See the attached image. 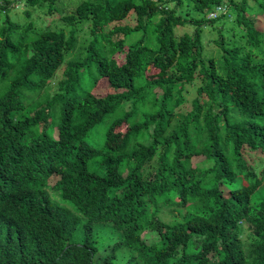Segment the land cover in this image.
Segmentation results:
<instances>
[{
  "label": "trees",
  "instance_id": "trees-1",
  "mask_svg": "<svg viewBox=\"0 0 264 264\" xmlns=\"http://www.w3.org/2000/svg\"><path fill=\"white\" fill-rule=\"evenodd\" d=\"M58 1L0 0V264H264V0Z\"/></svg>",
  "mask_w": 264,
  "mask_h": 264
},
{
  "label": "rangeland",
  "instance_id": "rangeland-1",
  "mask_svg": "<svg viewBox=\"0 0 264 264\" xmlns=\"http://www.w3.org/2000/svg\"><path fill=\"white\" fill-rule=\"evenodd\" d=\"M80 0H59L57 5L59 6L60 9L64 10L65 13H69L72 11L73 7H75V5L79 2ZM27 7L23 4V3H18V5L15 6V10H16V15H13V18L15 20H18L19 22H22V13L21 10L26 9ZM211 13V11H203V12H198L195 11L193 14H195L196 16H203L206 15L208 16ZM218 13V12H217ZM216 13V14H217ZM212 17H214L215 15H213V13L211 14ZM32 20L36 21V24L40 25V22H43L44 24L50 23L51 25H62L60 19H58V13H53L49 16H46V14H44V12L42 11H38V10H33L32 11ZM231 24L232 22L230 21H225L224 23H220V21H217L214 23V26L219 27L222 26L223 30L224 29H229L231 28ZM191 27L187 26V30H190ZM183 30V28H179L178 29V33L181 32ZM238 32V30H237ZM218 36L217 32L215 30H209V28H205L202 32V42L204 44V48H205V53L209 56H214L216 58H218V51L216 50V47L214 45V43L212 42V40L214 38H216ZM244 40V36H241L240 41L242 42ZM74 55L70 57V59H73ZM60 73L54 78L53 82L51 83V91L55 89L56 84L58 79L60 78ZM194 87L195 85H190L187 86V91L188 93L186 94V99L187 101H189V99L191 97H193L194 95ZM129 106H125V109H127ZM104 135V127L101 128L100 130H92L91 132H89L88 135V140L91 141L92 143H94L96 146H100L102 138ZM252 158H248L247 161L250 162ZM254 161V160H253ZM259 164L256 163V168L258 169ZM161 216L164 220L166 221H170L171 217L168 214L167 208L166 207H162V212H161ZM95 231H97V240L99 243L100 248H102L103 245H109L110 242L112 241V237L113 234H116V232L112 231V228L109 225H103V224H96L95 225ZM149 239L150 236L147 238L148 241H150ZM72 241H79V235L78 233L75 234V236L72 238ZM131 251L128 250L125 247H121L118 251H117V257L115 260L116 264H123L125 258L127 257L128 254H130Z\"/></svg>",
  "mask_w": 264,
  "mask_h": 264
},
{
  "label": "built area",
  "instance_id": "built-area-1",
  "mask_svg": "<svg viewBox=\"0 0 264 264\" xmlns=\"http://www.w3.org/2000/svg\"><path fill=\"white\" fill-rule=\"evenodd\" d=\"M218 11V10H217ZM216 13L214 12L213 15H215Z\"/></svg>",
  "mask_w": 264,
  "mask_h": 264
}]
</instances>
